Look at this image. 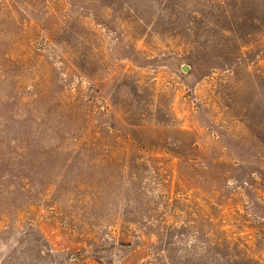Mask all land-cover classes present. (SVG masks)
I'll use <instances>...</instances> for the list:
<instances>
[{"label": "rangeland", "instance_id": "1", "mask_svg": "<svg viewBox=\"0 0 264 264\" xmlns=\"http://www.w3.org/2000/svg\"><path fill=\"white\" fill-rule=\"evenodd\" d=\"M0 264H264V0H0Z\"/></svg>", "mask_w": 264, "mask_h": 264}]
</instances>
